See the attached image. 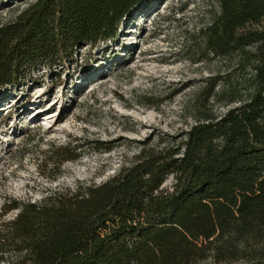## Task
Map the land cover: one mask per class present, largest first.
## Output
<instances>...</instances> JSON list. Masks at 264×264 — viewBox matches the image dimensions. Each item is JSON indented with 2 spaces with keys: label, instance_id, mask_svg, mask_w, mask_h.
<instances>
[{
  "label": "trees",
  "instance_id": "1",
  "mask_svg": "<svg viewBox=\"0 0 264 264\" xmlns=\"http://www.w3.org/2000/svg\"><path fill=\"white\" fill-rule=\"evenodd\" d=\"M141 0H35L0 27V91L22 86L38 66L54 69L78 48L113 39ZM200 31L215 57L236 55L252 75L242 97L222 85L219 117L200 115L177 148L144 151L99 185L14 202L0 223L4 264H264V0H216ZM60 162L77 155L55 150ZM173 184L162 188L167 177Z\"/></svg>",
  "mask_w": 264,
  "mask_h": 264
},
{
  "label": "rangeland",
  "instance_id": "2",
  "mask_svg": "<svg viewBox=\"0 0 264 264\" xmlns=\"http://www.w3.org/2000/svg\"><path fill=\"white\" fill-rule=\"evenodd\" d=\"M34 2L0 0V27ZM218 11L216 0H141L115 38L78 48L52 70L40 65L22 86L1 90L0 214L14 202L99 185L144 151L177 148L200 115L217 118L235 107L221 84L208 101L196 100L214 78L242 97L252 75L236 55L204 49L200 31ZM251 27L263 29L264 17ZM59 148L77 158L60 162ZM172 184L169 176L162 188Z\"/></svg>",
  "mask_w": 264,
  "mask_h": 264
},
{
  "label": "bare ground",
  "instance_id": "3",
  "mask_svg": "<svg viewBox=\"0 0 264 264\" xmlns=\"http://www.w3.org/2000/svg\"><path fill=\"white\" fill-rule=\"evenodd\" d=\"M44 115L46 116V118H47V119L51 118V116H50V115H48V114H44ZM35 117H37V114H36V115H34V117H33V118H35Z\"/></svg>",
  "mask_w": 264,
  "mask_h": 264
}]
</instances>
